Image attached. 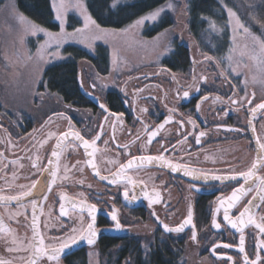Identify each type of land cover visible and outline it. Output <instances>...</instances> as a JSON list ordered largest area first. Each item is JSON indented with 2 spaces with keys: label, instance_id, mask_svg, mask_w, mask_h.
<instances>
[{
  "label": "flooded vegetation",
  "instance_id": "1",
  "mask_svg": "<svg viewBox=\"0 0 264 264\" xmlns=\"http://www.w3.org/2000/svg\"><path fill=\"white\" fill-rule=\"evenodd\" d=\"M191 29L189 21H174L171 51L164 54L172 53L170 66L161 63L162 56L160 64L156 66L143 63L135 69L127 67L122 72L113 70L115 81L107 89L97 85L95 78L89 76L83 87L97 98L98 104L83 94L86 104L55 99L53 105L49 101L39 100L14 105L0 99V194L15 195L24 190L20 185H30L34 180L41 182L38 187L47 183L48 173H41L33 167V163L44 167L49 159L54 160L51 151L56 140L60 133L70 130L78 131L89 140L100 134V140L96 143L99 151L95 155V163L101 175L108 176L109 180L112 179L110 172H115L118 167L109 161L126 163L132 156H156L161 153L173 163H187L189 167L209 174L228 176L247 171L257 155L256 138L259 137L264 142V110L258 109L254 115L250 111L255 105L264 102V84L258 80H248L240 72L239 75L229 74V79L225 80L220 75V68L214 61L205 59V55H212L217 59L226 57L224 45L227 42L222 39L223 42L219 44H204L200 35L205 29L196 32ZM97 74L108 77L110 71L106 75ZM202 76L207 77V83L201 79ZM193 77L200 89L198 92L195 88L189 90V86L194 83ZM93 84L96 85L95 88L92 87ZM44 90L38 86L37 93H44ZM184 90H189V98L179 99L178 91L182 95ZM246 93L248 99L252 100L251 105L246 101L237 104L231 102L232 99L241 101ZM217 96L221 100L216 101ZM99 104L106 105L109 112L116 113L117 117L103 112ZM66 105H71V108ZM173 108L176 111L170 113L169 110ZM59 113L63 115H58ZM121 113L122 116L119 115ZM105 115H108L107 121L104 119ZM169 115L172 117L171 121L159 129V125ZM64 116L71 117V129ZM190 119L196 121L195 130L188 123ZM180 121H184L183 127ZM249 122L255 126V133ZM156 129H159L158 134L148 144V135ZM200 131H204L206 135L200 137L197 143L196 137ZM49 133L54 135L49 136ZM65 144L67 146L59 159L60 179L52 186V191L47 193V200H39L37 207L40 232L45 237V243L69 234L73 228L86 229L90 222L88 205L95 204L98 211L96 243L73 251L63 259L62 264H68L67 259L76 252H86L88 248L98 247L104 238L116 239L118 242L137 238L145 245L139 237L145 233L146 225L150 226L148 232L154 237L153 241L167 237L183 242L185 259L197 256L195 261L191 260V264H244V253L239 251L241 233L223 220V208L219 214L215 211L219 207L217 198L226 201L231 196L233 187H238L236 181L193 180L182 171L173 172L166 166L154 163L127 169L124 176L117 177L118 183H109L101 181L92 168L85 165V161L91 157L86 155L82 144L72 137ZM126 144L127 150L123 147ZM65 167L69 170L67 179L63 178ZM259 175H264V170ZM128 178L135 181L134 187ZM190 184H195L197 190L190 189ZM125 185L129 190L128 199L123 196ZM145 193L148 194L147 197ZM254 194L252 192L241 198L235 207L229 209V214L235 218ZM133 196L136 197L135 200L131 199ZM62 197L67 199H61ZM149 198L157 202L150 204ZM29 199L23 201L26 209H20L16 201H11L8 207L0 206V215L4 217L8 228L12 229V235L16 236L17 245L20 242L26 245L33 234ZM61 203L67 215L61 214ZM189 205L194 210L196 240L191 238V226L185 227L180 233H169L160 223L162 221L170 227L178 226L187 217ZM25 211L27 217L24 214L9 217V213ZM113 211L125 226L124 230L115 229V222L111 220ZM252 211L257 222H261L264 205ZM213 215L221 223L219 230L212 226ZM106 231L112 232V235L105 234ZM12 235H0V258L11 260L12 264L23 263L29 257L28 252L6 250L9 246H17L12 244ZM243 235L244 249L249 259H255L258 253L264 260V251L259 247L261 241H264V234H260L254 225H248L244 228ZM216 244L220 247H216L213 252ZM224 244H231L232 247L224 248ZM41 264L45 262L42 261Z\"/></svg>",
  "mask_w": 264,
  "mask_h": 264
},
{
  "label": "snow or ice",
  "instance_id": "2",
  "mask_svg": "<svg viewBox=\"0 0 264 264\" xmlns=\"http://www.w3.org/2000/svg\"><path fill=\"white\" fill-rule=\"evenodd\" d=\"M52 7L55 11L54 19L58 21V33H53L48 29L43 28L40 25L35 24L34 22L28 20L23 14L17 13V19L20 21L21 24L25 25L24 31L31 36L38 37L40 34H43L46 39L40 45L37 50V59L44 60L45 56L48 54L47 49H49L52 45V42L55 41L57 45V51L55 55L59 54V48L63 46L68 40L75 39L77 35H81L80 42H85L89 38L91 40H95L98 37L93 34L91 37L86 35L87 33H105L108 30L103 29L99 23H97L96 19L93 18L91 13L88 11L87 4L85 0H52ZM109 9H118L123 8L124 5L122 4V0H110L108 4ZM227 8V5H224ZM69 8L73 9L75 12L79 14V17L82 18V27L74 28L73 32L67 31V25L69 23L67 16ZM167 8H172V4L169 3L165 6H161L155 8L146 14L140 16L138 19L134 21V25L132 27L140 28L141 26L145 25V23H155L157 22L162 14L166 11ZM228 17H229V24L232 25L233 30V41L235 40V32L241 31L242 35H247L251 38L252 47L251 50H247L248 46L245 45L246 51H242L239 53L241 61H237L234 59V55L236 53L235 48L229 49V54L226 57L217 59L215 56L212 55H205V59L208 61H214L215 65L220 68V75L224 77L225 80L229 79V74L235 73L239 75L237 69L240 67V64L244 57H247L251 61L254 62V65L257 71L264 75V31H261L260 35H256L251 31V24L247 25L241 21L240 17L237 15L235 11L228 8ZM206 23H208L209 28L212 32H220L222 31L221 28L217 27L215 21L210 20L209 18H202ZM251 21H254L256 24L260 25L261 29H264V15L257 17L253 15L251 17ZM168 30H165V33ZM90 46V45H89ZM210 47V45H209ZM165 51H171L170 46L165 49ZM163 55V53H161ZM31 58V57H30ZM221 65H226V67H221ZM244 67H248L245 63ZM175 78V77H174ZM201 79L207 83V77L202 76ZM257 77L255 75L252 76V81L255 82ZM194 83L193 85L189 86V90L195 88V91H200L199 87L195 83V77H193ZM245 83H247V79H245ZM81 87H83V82L81 81ZM93 88L96 87L95 84L92 85ZM189 90H184L182 95L178 91L177 96L179 99H186L189 98ZM255 98V94L253 93V99ZM207 99V97H204ZM216 101L221 100L219 96L215 98ZM246 101L247 104L251 105L252 100L248 99L247 93L244 97L241 98V101H236L232 99L233 104L242 103ZM66 107L71 108V105H66ZM99 107L103 110V112L111 115L113 117H117L116 113H110L107 106L104 104H99ZM197 109H199V105H197ZM264 110V102H260L259 104L252 107L250 111L253 115L256 113L257 110ZM142 111H147V109H142ZM170 113L175 112L176 109H170ZM58 115H63L59 113ZM108 115H105L104 119L107 121ZM122 116L123 114H119ZM227 115V112H225ZM65 120L69 121V129L72 128L71 125V117L64 116ZM172 117L169 115L168 119L164 121V123L159 125V129L164 128V124H167L171 121ZM181 127H183L184 121L179 122ZM189 124H191L193 130L196 128V121L189 120ZM249 126L252 127L253 133H255V126L249 122ZM101 134L103 126H100ZM159 129L152 131L148 135L147 143L151 144L152 140L158 134ZM235 130V129H230ZM54 135L53 133H49V136ZM206 133L204 131H200L196 137V142L199 143V138L205 136ZM69 137L74 138V141H78L80 144L83 145L86 155L91 157L85 161L86 166H90L94 172V174L101 180V181H108L109 183H118L117 177H122L125 174L127 169H132L133 167H142L147 165H152L154 163L159 164L161 167H168L173 172L182 171L185 176H190L193 180H202V181H236L238 184L237 186L233 187L231 196L225 201L221 198H217V203L219 207L215 209L216 213L219 214L221 208H223V220L227 222L228 225L231 226L232 229H236L238 232L241 233L239 238V251L244 253V264H264V260L262 257L257 253L255 259H249L248 255L245 253L244 244V228L248 225H254L260 232V234H264V216H260V221L257 222L255 215L253 214V209H259L261 205H264V175H259L261 170H264V142H261L259 137L256 138V146H257V155L252 162L250 168L247 171L236 173L235 175H228V176H221V175H214L209 174L206 171L198 170L195 168H191L188 166L187 163H173L171 160H168L163 153L160 155H141V156H132L131 159L127 160L126 163H119L118 161H109V163L117 164V170L115 172H110L112 179L109 180L108 176L101 175L100 169L98 168L97 164L95 163V155L99 151L96 147V143L100 140V134H97L91 140L85 139L78 131H67L60 133V137L56 140L55 147L51 151V157L55 158L49 159L47 166L40 167L37 163H33V167H36L38 171L41 173L47 172L48 173V182L45 183L43 186L38 187L40 185L39 180H34L30 185H20L19 187L24 189L15 195H3L0 194V206L8 207L11 201H16L18 207L20 209H26V205L24 204V200L26 198L29 199V203L32 208L31 212V228H32V237L31 240L25 245L23 242H20L17 245V238L15 235H12V229L8 228V226L4 222V217L0 215V235L9 234L12 235V244L17 245L15 247L9 246L6 250L8 252H19V251H26L29 253V257L27 258V264H41V262H45V264H62L63 259H66L67 256L72 252L74 246L79 245L82 242H85L87 245H94L97 239V229L96 225V212L98 211L97 206L95 204L88 205V212L90 216V222L87 225V228L76 229L73 228L70 230L69 234H66L62 237H56L53 239L51 243H45V237L40 232V225H39V217L37 215V207L39 205V200H47V193L52 191V186L57 183V180L60 179L58 173L60 172V163L59 159L61 154L64 151V148L67 146L65 141L69 139ZM187 139V135L184 137ZM47 141H44L46 143ZM107 144V141L104 142ZM125 150L128 149V145L123 146ZM175 147V146H173ZM91 149V151H88ZM167 151V149H164ZM77 163H80L77 161ZM23 167V165H21ZM75 167V165H73ZM67 167L64 169V179H67L68 173ZM82 171V169H81ZM129 183L135 186V181L128 178ZM242 180V183L240 182ZM82 183V181H81ZM143 183V182H141ZM247 185V187H245ZM190 189L193 191L197 190L195 184H190ZM2 192V190H0ZM254 192L255 194L247 201L245 206L243 207L242 211H239V214L233 218L229 214V209L235 207L236 203L241 200V198L247 196L249 193ZM147 193L145 196L147 197ZM123 196L125 199L129 198V190L127 185H125V189L123 191ZM39 197V199L37 198ZM61 199H67V197H62ZM131 199L135 200L136 197L133 196ZM157 201L151 200L149 198V203H154ZM60 211L61 214L67 215L64 211L63 203L60 204ZM24 214L27 217V213L25 212H16V213H9L10 218H14L16 215ZM43 214V209H40V215ZM158 219V218H157ZM111 220L114 221V227L116 230H124L125 226L121 224L120 220L115 211L111 213ZM164 230L166 232L172 233H180L183 232L185 227L191 226V238L196 240L197 233L195 231L196 225L194 223V210L191 205L188 208L187 217L183 220L181 224L176 227H170L167 224H163L160 221ZM212 226L214 229H221V223L217 220L216 215L212 216ZM145 253L147 254L148 245H145ZM220 247L219 244H216L212 251L215 252V248ZM224 248L232 247L231 244H224ZM260 250L264 251V241H261ZM231 260V257L228 258ZM0 264H12L11 260H7L4 258H0ZM125 264H132L130 260L126 261Z\"/></svg>",
  "mask_w": 264,
  "mask_h": 264
},
{
  "label": "rangeland",
  "instance_id": "3",
  "mask_svg": "<svg viewBox=\"0 0 264 264\" xmlns=\"http://www.w3.org/2000/svg\"><path fill=\"white\" fill-rule=\"evenodd\" d=\"M127 1L132 0H122V2ZM187 2L188 0H170L163 6L171 3L172 8H167L164 13H169L174 21H185L187 18L185 13ZM233 2H238L239 4L244 5V0H233ZM245 2L249 6L247 8L250 9L251 0H245ZM50 5H52V0ZM242 5H239L240 8L244 7H242ZM228 8L235 11L240 17L239 13L233 8H225L227 23L219 24L215 21L217 27L221 28L222 31L212 32L207 24V28L200 35V40H202L204 44H219V41L220 43L222 42L221 39L225 40L227 42V45H224V51L226 54H229L230 48H235L236 53L234 55V59L241 61L239 53L246 51L245 45L248 46L247 50H251L252 41L247 35H242L241 31L235 32V40L233 41L234 34L232 25L228 22ZM247 8H245L246 12L248 10ZM52 10L55 15L53 7ZM243 11L245 10L243 9ZM17 13H19V11L16 8L15 0H0V99L1 101L5 100L7 102H11V104L14 105H22L20 103L30 100H39L42 102L49 101V103L52 104V102L57 99L61 102L62 99L59 95L55 93L50 94L46 90H44V93H37V89L40 85L44 69L54 62H60L67 58L62 52L65 46L74 45L81 47L88 52H93L98 45H104L109 50L111 69L108 77L98 75L95 68L88 60L84 59L78 61V67L80 68L79 70L83 76V83H85V80H89V76H91V78H95V83L97 85H102L105 89H107L113 86L112 83L115 81L114 75L117 70L122 72V70L127 67L135 69L137 67H141L143 63L156 66L160 64L159 62L161 61V57L164 56L165 53L169 52L165 51V49L169 46L171 48V44L173 43V25L168 28L166 33L164 30L152 38L143 37L142 32L146 25L153 23H145V25L140 28H136L132 27V25H134L133 22L123 29H113L101 26L103 29L108 31L105 33H87L86 35L89 37L95 34L98 38L95 40H91L89 38L83 43L80 42L82 37L78 34L75 39L68 40L62 47L59 48L58 55H55L57 45L55 41H53L51 47L47 49L48 54L45 56L44 60L41 61L37 59V50L46 37H44L43 34L36 37L25 33V25L21 24L17 19ZM251 14L253 15V9L251 10ZM252 15L250 17H252ZM70 16H73L72 21L69 19ZM67 19L69 21L66 26L68 32H73L74 28H80L83 26L82 18L79 17V14L71 8L68 10ZM240 19L243 21L242 17H240ZM249 19L251 20V18ZM55 22L58 24V21L55 20ZM252 26H258L260 33L261 31H264V29H261L260 25L256 24L254 21H252ZM51 32L58 33L59 29ZM161 53H163V55H161ZM245 63L248 67L243 66ZM113 70L115 72H113ZM237 71L244 74L248 80L251 81L252 76L255 75L257 77L256 80H258L259 83L264 84V75L257 71L254 62L247 57L243 58ZM103 80L106 82L103 83ZM149 229L150 226L146 225L144 230L145 233L139 237L144 241V244L148 246L153 242L154 238L148 232ZM184 251L185 250L183 248L184 264H191V260H196L197 256L193 259H188L189 261L186 260L187 258L185 259L186 255H184ZM86 252L89 264H100L99 248L97 246L88 248Z\"/></svg>",
  "mask_w": 264,
  "mask_h": 264
},
{
  "label": "trees",
  "instance_id": "4",
  "mask_svg": "<svg viewBox=\"0 0 264 264\" xmlns=\"http://www.w3.org/2000/svg\"><path fill=\"white\" fill-rule=\"evenodd\" d=\"M168 1L170 0H132L122 2L123 8L111 10L108 7L110 0H85V3L88 11L102 27L123 29L140 16L163 6ZM15 4L19 13L35 24L51 31L59 29L54 20L51 0H15ZM224 5L236 10L246 25L251 24V31L260 35L258 26H252V21L249 18H251L252 9L253 15L257 17L264 15V0H251L250 9L247 8L249 6L245 0L244 5L233 2V0H188L185 21L190 22L191 30L194 32L207 28L208 23L202 19L205 17L219 24H225L227 23V14ZM239 5L244 7L240 8ZM245 8L248 9L247 12ZM69 19L72 21L73 16H70ZM173 24L174 20L171 15L164 13L157 22L146 25L142 35L145 38H152L162 31L168 30ZM62 52L67 58L60 62H54L44 69L39 89H47L49 92L59 95L66 102L74 101L86 104L87 100L83 97L78 83L80 71L78 61L88 60L98 73L106 75L111 69L109 50L104 45H98L93 52H88L81 47L68 45L63 48ZM171 62V52L162 57L161 63L170 66ZM88 104L90 103L88 102ZM144 246L143 242L137 238L120 240V242L116 239L104 238L98 246L100 264H125L128 260L132 264H184L182 263L183 242L173 241L167 237L157 238L148 246L147 254ZM87 256L86 252H76L67 259V263L89 264Z\"/></svg>",
  "mask_w": 264,
  "mask_h": 264
},
{
  "label": "water",
  "instance_id": "5",
  "mask_svg": "<svg viewBox=\"0 0 264 264\" xmlns=\"http://www.w3.org/2000/svg\"><path fill=\"white\" fill-rule=\"evenodd\" d=\"M81 71H79V74H78V83H79V87H80V91L83 95H85L87 98L91 99L92 101H94L95 103H99L97 98L95 96H93L91 93L87 92L84 87H81ZM105 234H108V235H112V232H109V231H106ZM87 245L85 242H82L80 243L79 245L77 246H74L73 249H72V252ZM71 252V253H72ZM15 264H27V261L23 262V263H15Z\"/></svg>",
  "mask_w": 264,
  "mask_h": 264
}]
</instances>
